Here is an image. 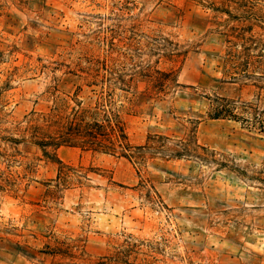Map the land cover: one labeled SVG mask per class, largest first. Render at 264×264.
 Masks as SVG:
<instances>
[{
  "label": "rangeland",
  "instance_id": "374dc122",
  "mask_svg": "<svg viewBox=\"0 0 264 264\" xmlns=\"http://www.w3.org/2000/svg\"><path fill=\"white\" fill-rule=\"evenodd\" d=\"M55 97L182 155L59 166L22 135ZM261 121L264 0H0V264H264Z\"/></svg>",
  "mask_w": 264,
  "mask_h": 264
},
{
  "label": "trees",
  "instance_id": "16d2710c",
  "mask_svg": "<svg viewBox=\"0 0 264 264\" xmlns=\"http://www.w3.org/2000/svg\"><path fill=\"white\" fill-rule=\"evenodd\" d=\"M95 85L93 82L89 87H96ZM100 116L103 117L101 122L97 120ZM221 117L219 110L211 115V119L215 120ZM262 124L264 125V121L258 125ZM22 135H28V142L38 148L44 158L59 166L63 164L56 158L55 152L61 147L93 150L109 155L118 154L133 163H139L142 159L141 153L146 150H154L156 155H167L161 151L164 148L163 137L149 136L144 146H132L116 113L108 114L100 109L98 104L88 107L80 102H73V106H70L66 100L58 97L54 98L53 108L49 113L31 114ZM181 155V152H177L166 157L178 159Z\"/></svg>",
  "mask_w": 264,
  "mask_h": 264
}]
</instances>
